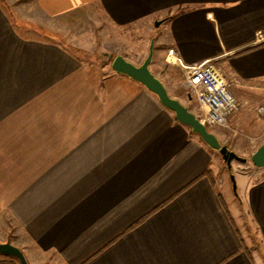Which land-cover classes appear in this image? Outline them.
I'll return each mask as SVG.
<instances>
[{"label":"crops","instance_id":"0c3cea01","mask_svg":"<svg viewBox=\"0 0 264 264\" xmlns=\"http://www.w3.org/2000/svg\"><path fill=\"white\" fill-rule=\"evenodd\" d=\"M74 12L97 28L72 46L139 65L152 43L184 105L175 71L224 69L239 105L214 135L246 158L235 191L153 92L51 35ZM263 140L264 0H0V241L14 229L28 264H264Z\"/></svg>","mask_w":264,"mask_h":264},{"label":"water","instance_id":"95a60500","mask_svg":"<svg viewBox=\"0 0 264 264\" xmlns=\"http://www.w3.org/2000/svg\"><path fill=\"white\" fill-rule=\"evenodd\" d=\"M161 20L154 22L155 26L160 24ZM152 55V43L149 45L148 53L141 64L135 65L126 60L122 55H116L111 62V67L119 73L126 74L132 79L142 83L148 90L153 92L162 105L174 113L175 118L181 123L190 127L201 140L209 147L215 149L220 154L226 168L230 170L233 160L245 162L246 158L237 155L230 150L225 144H221L216 136L210 132L198 117L192 113L187 106L183 105L176 98L169 96L162 82L149 70V63ZM253 165L258 167L264 166V140L250 155ZM232 189L235 191L234 176L230 174ZM0 255L13 257L19 264H28L22 250L11 243L9 239L0 241Z\"/></svg>","mask_w":264,"mask_h":264},{"label":"built area","instance_id":"2783aa9c","mask_svg":"<svg viewBox=\"0 0 264 264\" xmlns=\"http://www.w3.org/2000/svg\"><path fill=\"white\" fill-rule=\"evenodd\" d=\"M171 53V50L167 53L168 60ZM181 70L188 94L194 97L203 112L200 121L227 127L239 103L230 91L232 82L224 69L216 62L207 61L198 65H183ZM257 110L261 112L263 106Z\"/></svg>","mask_w":264,"mask_h":264},{"label":"rangeland","instance_id":"374dc122","mask_svg":"<svg viewBox=\"0 0 264 264\" xmlns=\"http://www.w3.org/2000/svg\"><path fill=\"white\" fill-rule=\"evenodd\" d=\"M90 13H91V15L90 14L89 15H86L85 12H82V13H80V12H74V13L70 14L68 16V18H67L68 20H67L66 23H62L60 21H58V22L55 23L56 24V27H58L61 32L59 33V32H56V31L54 32V31H51L50 30V32L53 33L51 35H53V37L55 39L60 40V42L62 44H65L68 48H70L72 51H74L78 56H80L82 58L88 57V58H91L93 60H96L100 64L101 63H104V62H108L109 63L110 61H112L113 55H112V57L111 56L107 57L103 52L98 51L96 49L87 50V49H83V48H78L76 46H72L70 44L71 42L78 41V39H79L78 37H80V32L81 31L83 32V35L84 36L87 37V35H88L93 40V37H94L93 35L95 34L94 31L96 30L97 27H96L95 18L93 17V12H90ZM103 29H105V26H103ZM45 30H47V29H45ZM50 32L48 33V30H47L46 32H42L39 35H48V36H51L50 35ZM45 33H47V34H45ZM139 35L140 34H137L136 33V37H138ZM122 38H123V41H122L123 44H126V43H129L130 42L129 41V38H130L129 35H128V37L125 36V37H122ZM132 45H134V46L137 47L138 46V43H136L135 41H133ZM174 74H175V76H171V77L175 80L178 91L181 92L182 101L184 103H186L185 106H187L188 109L192 113H194L196 117H198L199 119L202 118V113L203 112L201 111V109H200L197 101L194 99V97L190 96L191 100H188L187 99V93H188V91H187V88L185 87V76L183 75L182 72L179 73L177 71H175ZM203 123L206 126V128L210 132H212L213 134H214L216 128L217 127H220V125H217L215 123L208 122V121H204ZM194 134H196V133H194ZM213 152L215 153V156L217 157V161L219 163V166L221 168V171H223V169H225V164L221 161L220 154L218 153L217 150H214ZM238 166L241 167L242 164H240L238 161L234 160L232 162V166H231V169H230L231 171L228 173V176H227V182L228 183L230 182V186L232 184L231 183V180H230V174H232L233 176L234 175H237V173H238ZM225 172H227V171H225ZM231 188H232V186H231ZM14 233H15L14 229H11L10 232L8 233V236H6V239H9L10 240L11 237H15ZM5 240H2V241H5ZM10 241L12 243V240H10ZM14 241H16V240H14ZM6 257L9 258V259H5ZM0 258H3L4 260L9 261V262H11L13 264H19L18 261H17V259H15L13 257H8V256L0 255ZM3 259H0V260H3Z\"/></svg>","mask_w":264,"mask_h":264},{"label":"trees","instance_id":"16d2710c","mask_svg":"<svg viewBox=\"0 0 264 264\" xmlns=\"http://www.w3.org/2000/svg\"><path fill=\"white\" fill-rule=\"evenodd\" d=\"M193 132V131H192ZM2 260H0V262H1Z\"/></svg>","mask_w":264,"mask_h":264}]
</instances>
